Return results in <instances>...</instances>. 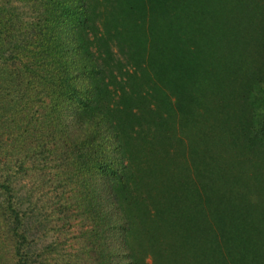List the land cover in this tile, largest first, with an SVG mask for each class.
<instances>
[{
    "label": "trees",
    "instance_id": "obj_1",
    "mask_svg": "<svg viewBox=\"0 0 264 264\" xmlns=\"http://www.w3.org/2000/svg\"><path fill=\"white\" fill-rule=\"evenodd\" d=\"M202 2L180 1L176 8L170 0L164 7L152 1L147 12L158 13L168 47L139 44L133 53L143 60L137 62L111 41L118 38L116 29L107 27L112 15L104 2L63 0L55 4L57 17L38 45L37 60L25 63L10 56L0 61V264H136L128 235L138 223L147 231L149 215L138 222L130 214L148 196L141 188L147 184L145 164L135 160L147 151L157 154L178 120H202L204 140L210 141L205 151L210 215L190 219L198 224L190 222L196 225L190 237L210 238L200 250L218 240L216 249L224 246L227 255H215L217 263L227 264L229 258L237 264L264 263V188L252 181L264 178V0H224L209 11ZM258 7L262 13L251 15ZM234 11L252 16L237 24L249 32L243 37L249 56L258 58L250 74L229 59L240 53L238 34L224 20L222 45L211 49L208 44L197 54L202 61L195 62L197 39L207 31L206 13L233 19ZM7 16L13 21L0 4V18ZM152 70L173 85L179 105L175 123L158 113L157 101L171 104L166 94L148 102L144 84ZM135 99L141 107L129 104ZM202 99L209 105L195 106ZM176 140L180 151L171 157L181 165L183 142L180 136ZM240 160L249 170L253 164L256 178L242 176L249 170L233 171ZM137 179L141 187L133 183ZM184 211L175 203L168 213ZM198 259L201 264L203 258Z\"/></svg>",
    "mask_w": 264,
    "mask_h": 264
},
{
    "label": "rangeland",
    "instance_id": "obj_2",
    "mask_svg": "<svg viewBox=\"0 0 264 264\" xmlns=\"http://www.w3.org/2000/svg\"><path fill=\"white\" fill-rule=\"evenodd\" d=\"M62 1L63 0H0V4L4 8V13L11 12V15H14L12 16L13 21L10 19V22H7L8 16L0 18V61L9 59L10 56L18 57L19 61L23 60L25 63H33L35 59L37 60V57L41 54L38 45L40 42L43 44L51 34L52 20L55 16L53 11L55 10V6L61 4ZM100 1L104 2L105 8H107L112 15L107 27L116 29L118 39L114 40L115 42L112 39L111 41L113 44H120L119 46L123 49L125 56H128L127 59L130 57L133 61L142 62L143 57L140 58L138 54L133 53V49L139 46V44L142 48L145 46L147 48H152L156 45L168 47L163 41L165 34L161 32L163 31L161 30L163 23L160 25L156 20L158 13L154 12V10V14L152 11L150 13L147 12V10L153 9V7H149V4L154 0H141L139 2H137V0ZM170 1L172 2L170 3L171 6H176L178 2H184L185 0ZM203 1L205 2V6L204 2H202L201 8H205V11L212 10L216 8L217 5H222L224 2V0ZM158 2L161 7H164L163 4L168 3L169 0H158ZM143 5H145L146 8L144 11ZM177 7L180 6H176V8ZM132 8H134L133 12L135 15L131 13ZM257 9L260 11L253 9L251 15L254 14V11L259 14L262 13L259 7ZM240 10L241 9H239L237 13H239ZM237 13L232 15L233 19L229 16L223 17V19L215 12L210 14L206 13V17H204L206 20H204V23L207 24V31L205 34L204 32H200V38L197 39L200 43L197 46L198 52H196L197 58H195V62L199 60L197 56L199 51L204 52V48L208 47V44L211 49L222 45L221 42L223 40L220 39L225 36L222 30V20H224L226 27H229V30L232 31L236 30L238 34V40L236 41L237 44L239 42L238 50L240 53L235 52L232 55L229 54V59H231L232 64L241 67L242 69L240 70H245L248 74L252 71H256L258 68V58L249 56L251 53H249L248 50L247 40H243L245 34L249 35V32H246V29L244 30L243 27H237V24L241 22L243 18L246 17L249 19L252 16L246 14L244 17H241ZM55 17H57V15ZM202 26L205 25L202 24ZM111 36L115 39L113 35ZM247 38L249 39V37ZM45 49L46 48L43 47L42 50ZM180 51L181 50H174L172 52L180 53ZM113 52L117 54V51ZM189 52L192 53L194 51H182L180 54L188 55L187 53ZM119 54L122 55L120 52ZM221 54H223V52H221ZM42 55L46 56V52L42 53ZM177 55L179 54L175 56L177 57ZM19 61L17 60V62ZM170 61L172 64L178 65V61L177 63L174 59ZM6 62L8 66L12 65L11 62L7 60ZM19 69L21 72L25 71L21 64ZM157 76L155 71H150L151 79L149 78L150 81L144 84L145 92L148 94V102L154 103L156 97L159 98V95L162 93L166 94L171 104H169V101L163 99L157 101V106H160L158 113H166L163 120L166 119L168 122H174V119L177 120L175 117H179V105L176 103V98L178 97L176 93L173 92V85L168 87L169 84L166 83L165 80H162L164 78L160 77L159 80L156 78ZM198 87L203 88V90L209 89V87L206 88L203 84H200ZM204 100H200V103H196L195 106L209 105L207 102H204ZM141 103L142 101L137 99H135V101L130 100L129 102L131 106L138 108L142 106ZM126 105L128 104L126 103ZM173 111L177 112V114H173ZM202 122L201 120V122L194 124L187 121H176L175 131L171 133L168 142L164 141V143L166 142L167 144L162 143L161 149H157V154L151 155L150 152L147 151L148 155L145 158L140 160L138 158L135 160L136 164H145L144 169L146 172L144 174V179L147 184H142L143 182L141 179H137L136 182L133 183L138 185V187H141L142 184L143 187L141 188L146 191L148 190V196H146L147 203L139 208H136V206L132 207L130 214L133 216L132 218L137 217L138 222L142 220L141 216L146 214L149 215L146 221L147 226L145 225V229L148 227L147 231L144 230V227L142 229L138 223L128 235L127 241L133 248L136 264H190L192 261L199 262L198 256L203 258L201 264L203 262L206 264L207 262L208 264H225L217 263L215 260L216 256L223 257L227 255V249L224 246L220 249L217 247L216 249V246L220 245L217 243L219 242L218 240L217 242L213 241L209 245V250H200V247L205 246L210 238L206 234H203L200 240H195L192 239L190 237L191 234H189L196 227V225L195 227H190V222L194 221L190 220L192 217L198 218L202 217L201 215H210V205H207L206 201L209 196L208 185L210 184V170H208L210 169V157L208 154V157L206 156V152H209L210 141L204 140ZM179 136L183 142L180 147L184 150V158L181 160V165H176L171 156L177 155L179 153L178 151H180L178 148H175L177 145L176 138L178 137L179 139ZM196 143H199L197 144L198 147H194ZM220 149H223L222 143H220ZM167 150H169V153H166ZM251 166L249 170L248 164L244 165L243 161L240 160L239 162L237 161L235 170L233 171L241 175L243 170H249L245 173L243 172L242 176L245 177V175H250L255 177L253 164ZM137 177L139 178L140 175ZM252 181L256 182L254 184H257L259 189L264 188V178L260 179L259 182L256 179ZM155 182L157 184H155ZM218 184L221 183L218 182ZM261 184H263V186ZM165 194L167 195L166 198L164 197ZM169 196L170 199L168 198ZM175 203H181L182 210H185L183 215L168 213ZM162 209L166 210L167 214L164 213ZM193 223L197 224L195 221ZM201 239L204 240L200 242ZM204 243L205 245H203ZM228 257L229 256H227V258ZM230 261L229 258L227 264H237L234 262V259ZM194 262L191 264H200V262Z\"/></svg>",
    "mask_w": 264,
    "mask_h": 264
}]
</instances>
